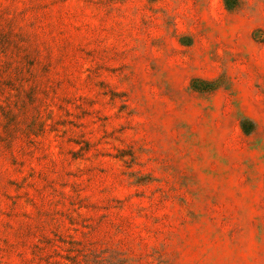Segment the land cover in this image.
I'll return each mask as SVG.
<instances>
[{
  "label": "rangeland",
  "instance_id": "rangeland-1",
  "mask_svg": "<svg viewBox=\"0 0 264 264\" xmlns=\"http://www.w3.org/2000/svg\"><path fill=\"white\" fill-rule=\"evenodd\" d=\"M0 264H264V0H0Z\"/></svg>",
  "mask_w": 264,
  "mask_h": 264
}]
</instances>
